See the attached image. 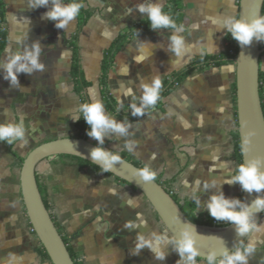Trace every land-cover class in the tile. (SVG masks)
I'll use <instances>...</instances> for the list:
<instances>
[{
  "label": "crops",
  "instance_id": "0c3cea01",
  "mask_svg": "<svg viewBox=\"0 0 264 264\" xmlns=\"http://www.w3.org/2000/svg\"><path fill=\"white\" fill-rule=\"evenodd\" d=\"M2 2L7 41L0 61L8 48L20 51L39 41L43 48L40 59L46 70L31 76L19 74L20 89L12 88L0 71V123L7 120V110L16 123L24 120L29 139L24 148L18 143L0 142V264H50L36 251L39 242L23 206L19 159L42 142L78 137L77 121L69 116L71 110L83 104L71 76L73 57L78 56L83 77L89 82L84 91L86 101L90 102L93 92L101 100L99 77L104 53L119 33L147 21L139 12L127 15L128 8L147 0H77L89 11L80 31L79 16L65 31L43 18L46 7L33 10L29 0ZM158 2L164 7L168 0ZM64 3L70 4L68 0ZM180 6L179 25L185 27L183 36L192 51L176 63L174 54L167 50L172 31L167 29L151 28L127 39L114 54L107 74V89L116 108L128 112L132 103L139 104L142 80L150 81L155 76L168 80L197 57L213 58L201 61L180 78L159 105L143 117L121 120L105 108L108 115L132 125L128 139L137 147L129 152L126 140L115 136L106 138L104 147L126 155L141 168L150 165L157 173L156 180L184 210L199 219L216 221L205 209L210 196L221 188L227 198L240 199L242 187L239 183H224L237 174L238 167L235 64L226 55L231 49L230 33L220 31L212 19L237 17L239 0H180ZM195 24L200 25L198 30ZM65 50L68 55L61 57ZM135 57L140 58L139 62ZM62 84L68 86V92L59 90ZM259 86L264 113V50L259 59ZM129 90L135 98L127 94ZM87 139L98 144L88 135ZM36 179L56 227L81 264H177L180 260L171 246L163 261L147 247L134 254L138 234L148 237L166 232L173 238L144 196L131 186L61 156L42 160L36 167ZM113 188L116 195L109 191ZM137 213L142 214L147 226L130 231L125 224H139ZM258 223L264 225V212ZM13 256L15 261L10 259ZM196 264L207 261L196 260ZM248 264H264V236L258 240Z\"/></svg>",
  "mask_w": 264,
  "mask_h": 264
},
{
  "label": "clouds",
  "instance_id": "9594fccd",
  "mask_svg": "<svg viewBox=\"0 0 264 264\" xmlns=\"http://www.w3.org/2000/svg\"><path fill=\"white\" fill-rule=\"evenodd\" d=\"M29 7L33 10L40 7L48 8L44 15V19L54 21L58 29L68 30L80 15L83 4L72 2L65 4L64 0H29ZM139 12L142 16L147 17L153 30H172L169 37L170 43L168 51L173 53L176 63H179L186 55L192 51V47L187 44L183 33L185 27L178 25L173 18L164 12L163 6L158 0H147L145 3H139L134 8L127 9V15ZM212 23L216 25L220 31L226 30L231 37L239 43L243 48L251 46L253 40L264 42V16H241L237 18L234 15H224L220 18H213ZM195 29H199L200 25L195 24ZM139 35V33H137ZM22 43V41H18ZM43 48L39 41L33 42L28 46H23L22 50L13 52L12 48H8L4 54L3 61H0V71L4 73V79L10 82L12 88L20 89L19 74L33 75L37 72H44L46 66L41 62ZM65 50L61 57L67 56ZM138 57L135 60L139 62ZM163 89V81L159 76L153 77L150 81H141L140 91L142 93L139 98V104L132 103L131 115L133 117H143L146 110L155 109L161 99V91ZM61 92H68V86L60 85ZM135 98L132 90L127 93ZM82 117L90 126L88 136L95 139L98 144L91 150V162L98 165L102 172L108 173L114 170L115 165L122 162L121 156L114 154L111 150L104 147L105 139H111L113 136L126 140L125 147L129 152H135L137 145L129 140L132 125L127 122H120L114 117L106 113L103 102L97 98L93 92L90 102L83 103L71 110L69 116L74 121H79ZM8 117L3 123H0V142H7L9 145L17 144L20 148H24L29 144L27 130L24 120L20 119L19 123L15 122L9 112L5 111ZM255 135L254 132L247 133L245 137L246 143L249 137ZM152 159H155L153 155ZM47 167V165H45ZM144 183L154 182L157 179V173L150 165L138 169L134 173ZM229 185L239 183L242 190L252 194H264V158L257 157L247 159L237 169V174L230 180L224 182ZM213 188L215 184L211 185ZM208 185H205L207 189ZM111 194L116 195V189L109 190ZM198 204L199 200L196 201ZM129 204L134 203L128 201ZM210 215L218 222H226L235 225V230L240 241L248 238L247 245L241 244L229 250L224 246L221 252H211L206 255L207 264H248V258L256 251V245L261 236H264V225L258 223L257 214L264 212V195H257L250 204L241 201L238 198H227L223 191L213 193L205 208ZM139 224L129 221L125 224V228L135 230L141 226H147L142 214L137 213ZM198 236H200L193 224H183L175 239H171L168 234L157 235L155 233L146 237L143 234L137 235V241L134 254H139L141 250L147 247L151 250L157 260L163 261L167 258L168 248L171 246L180 257L177 264H196L197 257L202 255L198 247ZM15 261V256L10 258Z\"/></svg>",
  "mask_w": 264,
  "mask_h": 264
},
{
  "label": "water",
  "instance_id": "95a60500",
  "mask_svg": "<svg viewBox=\"0 0 264 264\" xmlns=\"http://www.w3.org/2000/svg\"><path fill=\"white\" fill-rule=\"evenodd\" d=\"M264 0H239L238 18L243 16H262ZM264 47L260 48L255 39L251 46L241 47L238 43L235 64V98L237 112V133L240 142L242 164L247 159L264 158V113L259 94V59ZM254 132L246 143L247 133ZM97 144L85 137L56 138L40 143L23 159L20 168V187L27 219L38 241L45 249L51 264H74L67 246L55 226L36 179V167L44 159L71 155L91 162V150ZM114 153V152H113ZM117 154V153H114ZM119 155V154H118ZM122 162L115 165L110 173L125 180L139 191L147 200L163 227L175 239L183 224H193L198 236V247L205 259L215 251L221 252L226 246L229 250L240 246L243 241L237 236L235 225L207 226L191 222L183 213L181 206L172 194L156 180L144 183L134 173L141 169L121 157ZM95 165V164H94ZM98 166V165H96ZM99 167V166H98ZM257 194L242 190L241 201L251 203ZM261 213L257 214L259 220ZM206 260V259H205Z\"/></svg>",
  "mask_w": 264,
  "mask_h": 264
},
{
  "label": "trees",
  "instance_id": "16d2710c",
  "mask_svg": "<svg viewBox=\"0 0 264 264\" xmlns=\"http://www.w3.org/2000/svg\"><path fill=\"white\" fill-rule=\"evenodd\" d=\"M68 1L70 3L74 2V0H68ZM75 2H77V0H75ZM180 7H181L180 6V0H168L167 5L163 7L164 12L169 14L178 25L180 24V20H181ZM263 11H264V6H263ZM263 11H262V14H263ZM4 15H5L4 5H3L2 0H0V57H1V53L4 49V46H5L6 41H7V33H6L5 29L3 28ZM88 16H89V11L82 8L81 13L79 15V25H78L79 31L83 27V25L86 23ZM237 18H238V15H237ZM148 29H151V25H150V21L147 20V21L140 23L139 25H137L135 27H131V28L119 33L117 38L112 42V44L106 50V52L104 53V56H103V60H102V64H101V73H100V77H99V85L101 86V101L103 102V104L107 110L115 113L117 115V117L121 120L133 121L139 117H133L131 115V110L128 112H122L116 108V103H115L114 99L111 97V95L109 94V91H108L107 85H106L108 70L111 66L112 58H113L114 54L119 50L121 45L130 37L137 36V33L141 34ZM229 43L231 45V49L229 52L226 53V55L231 60V62L234 63V58L236 55L238 42L235 41L231 37V34H229ZM259 45H260V48H263L264 42H259ZM211 58H213V57H197L194 60V62L187 69H185L182 73L178 74L177 76H173V78H171V79L163 80V89L161 91V99L174 87V85L177 82H179L180 78L184 77L187 73H189L196 66H198L199 63H201V61H205V60H208ZM71 76H72V79L74 82L75 91L79 95L81 102L82 103H88L86 101L84 91L89 86V82H87L83 77V74H82V71L80 68V64H79V59H78L77 55H75L73 57V61H72V65H71ZM233 90L235 93V82L233 84ZM259 94H260V98H261L260 86H259ZM158 105H159V103H158ZM262 109H263V106H262ZM148 110H150V109H148ZM148 110H146V112ZM77 127L79 129L78 137L87 138L90 126L86 123L85 119L82 117V114H81V119L77 122ZM235 149H236L235 150V157H236L237 164L239 167V165L242 164V155H241L240 142H239L238 135L236 136ZM59 156L72 158V159L76 160L77 163L81 166L88 165V166H91L95 171L102 172V169H100L98 166H96L94 164H91L90 162L86 161L85 159H82V158H79L76 156H71V155H59ZM120 156L123 157L124 159L130 161L135 166L140 167L136 161L130 159L126 155L121 154ZM23 159L24 158L19 159L20 164L22 163ZM238 167H237V169H238ZM102 173H105V172H102ZM105 174L113 176L110 172L105 173ZM113 177L115 178L116 181H118L122 184H127V185L131 186L125 180L120 179L119 177H116V176H113ZM131 187L133 189H135L133 186H131ZM43 200H44L46 208L48 209V205H47L46 200L44 198H43ZM240 200H241V198H240ZM181 209H182L183 213L185 214V216L191 222H193L195 224H202V225H207V226H225V225L229 224V223H220V222L214 221L213 219H205V220L199 219V218L195 217L191 212L184 210L182 207H181ZM52 220H53V218H52ZM53 222H54V220H53ZM54 224L56 226L55 222H54ZM30 227H31V225H30ZM32 232L34 233V231H32ZM63 240L66 244V241L64 238H63ZM242 244L245 245V241ZM66 246H67V250H68L74 264H81L80 261L78 260L77 256L71 251L69 246L67 244H66ZM36 251L41 256V258L43 260H47L51 264V261L47 255L45 249L40 244V242H39L38 247L36 248ZM197 260H205V259L197 258Z\"/></svg>",
  "mask_w": 264,
  "mask_h": 264
},
{
  "label": "built area",
  "instance_id": "2783aa9c",
  "mask_svg": "<svg viewBox=\"0 0 264 264\" xmlns=\"http://www.w3.org/2000/svg\"><path fill=\"white\" fill-rule=\"evenodd\" d=\"M31 230H32V228H31ZM33 231V230H32Z\"/></svg>",
  "mask_w": 264,
  "mask_h": 264
}]
</instances>
